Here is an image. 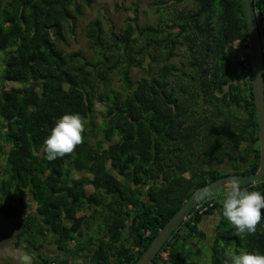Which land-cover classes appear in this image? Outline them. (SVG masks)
<instances>
[{"label": "trees", "instance_id": "1", "mask_svg": "<svg viewBox=\"0 0 264 264\" xmlns=\"http://www.w3.org/2000/svg\"><path fill=\"white\" fill-rule=\"evenodd\" d=\"M78 1L92 3L0 0V217L33 264H59L42 255L47 244L77 251L80 264H134L195 189L258 170L244 8L241 0L156 2L174 8V32L164 36L140 28L136 14L120 33L95 19L85 26L87 59L59 48L76 27ZM252 5L264 51V0ZM184 42L186 64L175 66ZM131 68L145 75L133 82ZM64 112L80 114L82 141L49 161L43 140ZM253 184L264 195V178L244 187ZM226 191L193 207L151 264H228L229 253L264 252V209L256 231L238 237L222 215ZM215 214L208 235L201 226Z\"/></svg>", "mask_w": 264, "mask_h": 264}, {"label": "rangeland", "instance_id": "2", "mask_svg": "<svg viewBox=\"0 0 264 264\" xmlns=\"http://www.w3.org/2000/svg\"><path fill=\"white\" fill-rule=\"evenodd\" d=\"M166 0H92L91 5L86 6L82 2L78 1L77 5L80 9V15L78 16L77 24L74 30L67 37L66 45H59V48L63 52L68 53L72 51H80L87 59H92L93 54L89 51L85 41V26L88 22H91L97 19L104 31H106L110 26H113L116 33H120L125 27L126 22L130 20L133 14L137 16V23L140 28L149 26L153 28H159L162 31L164 36L167 32H174V30L169 29L171 12L173 13V5L171 2L156 3ZM134 11H132V9ZM180 9H189L190 3L182 4L176 6ZM182 40V39H181ZM142 43L139 42L138 46ZM164 44V43H162ZM162 44L157 46H162ZM236 48H240V43L236 42ZM151 52V51H150ZM157 55H159L157 53ZM187 51L186 44L183 43L182 47H179L175 50V56L172 58L171 62L175 66H181L186 64L187 60ZM158 59H161L160 56ZM141 66L146 67V63H143ZM129 74L131 80L136 82L139 78L143 77L144 70L141 68H131L129 69ZM111 87L118 88L119 81L118 76H112L110 80ZM228 105L227 102L224 103V106ZM97 111H101L99 105H96ZM3 151L5 149L3 148ZM4 154H0V162L4 163ZM76 177H79L81 174H75ZM87 193L92 192L91 187H86ZM217 222V215L207 217L202 223V229L208 231V235L213 233V227ZM9 224L6 223L0 217V264H33L31 257L27 255L25 249L20 246L17 247L11 237V231ZM209 240V239H208ZM207 240V241H208ZM197 247L200 246V243L195 244ZM43 256H49L58 261L59 264H62L63 261H66V264H80V255L76 251L74 254L68 252L62 254L57 252L54 246L45 245L41 249ZM71 255V256H69ZM62 260V261H61ZM64 264V263H63Z\"/></svg>", "mask_w": 264, "mask_h": 264}, {"label": "clouds", "instance_id": "3", "mask_svg": "<svg viewBox=\"0 0 264 264\" xmlns=\"http://www.w3.org/2000/svg\"><path fill=\"white\" fill-rule=\"evenodd\" d=\"M83 120L79 113L64 112L54 122L43 140L44 158L52 161L71 153L82 141ZM2 202V201H0ZM264 195L257 185L241 187L238 178H232L222 201V215L234 228L236 236L252 234L262 220ZM228 264H264V252L241 250L229 253Z\"/></svg>", "mask_w": 264, "mask_h": 264}, {"label": "water", "instance_id": "4", "mask_svg": "<svg viewBox=\"0 0 264 264\" xmlns=\"http://www.w3.org/2000/svg\"><path fill=\"white\" fill-rule=\"evenodd\" d=\"M244 8L247 41L251 60L252 98L255 109L257 134L259 140V167L254 173L247 175H226L217 178L206 185L195 189L188 199L158 230L148 247L141 253L134 264H151L163 245L169 240L172 233L187 217L192 208L207 196L216 191L227 190L232 178H238L241 187L251 183L261 182L264 178V73L261 36L258 30L256 14L252 0H241Z\"/></svg>", "mask_w": 264, "mask_h": 264}, {"label": "built area", "instance_id": "5", "mask_svg": "<svg viewBox=\"0 0 264 264\" xmlns=\"http://www.w3.org/2000/svg\"><path fill=\"white\" fill-rule=\"evenodd\" d=\"M263 52H264V51H263ZM194 208H195V209H199V208H201V203L195 205ZM202 209L204 210V207H203Z\"/></svg>", "mask_w": 264, "mask_h": 264}]
</instances>
